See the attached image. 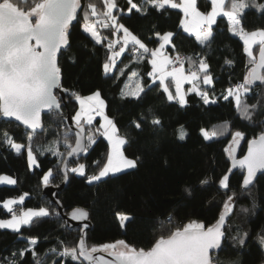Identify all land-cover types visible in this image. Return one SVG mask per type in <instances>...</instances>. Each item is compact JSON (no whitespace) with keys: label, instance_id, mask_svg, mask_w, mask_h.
<instances>
[{"label":"snow or ice","instance_id":"snow-or-ice-1","mask_svg":"<svg viewBox=\"0 0 264 264\" xmlns=\"http://www.w3.org/2000/svg\"><path fill=\"white\" fill-rule=\"evenodd\" d=\"M203 8L201 10L198 7V0H126L124 7L120 6L118 0H99V6L95 0H0V117L6 121L19 122L18 126L25 128L24 143L17 142L4 130L0 132V146L17 156L26 154L30 171L40 169L39 157L45 152L50 153L58 158V171L63 174L64 181L68 180L69 173H73L85 177L92 184L126 170L136 169L141 159L140 156L130 158L125 154V146L131 139L127 134H120L116 122L106 113L107 104L99 89L85 96L63 87L61 83L58 58L63 54L62 49L67 51L71 47L70 28L73 21L80 23L82 19V32L90 37L94 45L107 49L102 64L105 75L119 79L125 75V68L129 70L130 79L135 83L130 84L128 90H122L121 95L130 98V103L142 104L153 88L162 90L168 102H175L181 107L188 104L187 98L191 93L199 96L203 105L216 104L217 99L212 98L216 78L211 72L206 54L200 52L182 57L177 52L175 56H170L168 51L176 47L177 31H163L154 25L151 34L142 38L121 22L126 15L129 18L137 14L141 17L157 13L162 16L170 9L179 10L183 15L179 19L178 28L194 35L204 48H209L215 39L213 26L217 25L218 17L226 18L228 31L243 41V51L251 65L243 81L230 84L221 91L218 99L232 104L242 120L251 124L254 130L259 128L258 134L248 139L245 131L233 130L227 121L222 127L214 126L210 131L200 129V135L205 141L219 136L231 137L224 152L229 155L232 167L219 177L204 175L198 181L202 191L212 189L217 194L221 190L223 192L222 208L215 223L207 224L202 219L190 217L185 218L187 222L176 223L175 216L169 214L167 223L172 227L166 233L154 237L148 247H137L124 239L89 246L85 233L89 225L81 223L80 234L74 245L69 246L59 240L57 246L50 249L55 257L51 264H64V260L69 258L76 264H218L216 253L224 248L228 239L226 225L234 204L239 195L251 190L257 172L264 170V120L256 119L264 115V27L248 30L243 23L247 10L254 9L264 16V2L207 0ZM101 30H107L108 35H103ZM121 57L135 64L146 63L150 65V71L141 76L138 71L132 70L131 64L117 69L118 61L123 64ZM185 63L188 65L187 70ZM224 63L231 65L233 62L225 59ZM115 70H118V76H111ZM257 81L261 84L259 97L256 102L248 103V94L253 91ZM185 84L191 87L185 90ZM61 93L67 94V99ZM73 100L78 107L74 113L66 115L64 108ZM42 116L54 118L57 128L65 127L67 131L62 139L57 133L56 138L47 145L34 147V140L47 131ZM69 120L71 126L67 123ZM161 123L156 113L148 108L146 112L135 116L130 126L140 133L145 126L155 131ZM176 135L183 141L189 133L184 125H180ZM98 137H104L108 142L106 161L102 166L99 161H94L99 170L87 175L85 163L70 161L68 158L86 155ZM241 141H246L247 153L237 159L235 149ZM61 143L65 149L63 152L60 151ZM73 163L75 166H70ZM236 167L244 169V174L234 187L231 174L232 168ZM54 178L53 169L49 168L39 176V182L48 187ZM17 182L12 176L0 174V184L15 185ZM183 191L191 196L193 189L185 186ZM27 195L24 193L18 198L2 201V208L11 214V218L0 219V229L20 233L22 226H31L49 216L61 217L58 210L61 202L58 199L51 211L43 206L38 209L14 210L13 206L22 205ZM214 199L206 197L205 203L220 207L214 203ZM115 217L119 227L125 230L135 219L120 211L115 213ZM68 219L87 221L89 212L75 208L68 214ZM66 226L71 227L68 220L61 225ZM248 237V232H237L232 240L244 246ZM20 239L25 241V246L9 255L0 256V264H44L39 258L40 237H25L21 234ZM257 239L264 246V229H261ZM97 253H107L110 259ZM28 255L32 261L26 259Z\"/></svg>","mask_w":264,"mask_h":264},{"label":"trees","instance_id":"trees-1","mask_svg":"<svg viewBox=\"0 0 264 264\" xmlns=\"http://www.w3.org/2000/svg\"><path fill=\"white\" fill-rule=\"evenodd\" d=\"M95 2L99 6V0ZM118 2L121 7L126 4V0H118ZM204 3H207V0H198V7H201V10H204ZM182 15L179 10L170 9L162 16L158 13L148 17L137 14L129 18L126 15L121 22L142 38L151 34L154 25L163 31H177L176 47L168 51L170 56L176 55L177 52L184 56H193L200 52L206 54L211 72L216 78L215 94L212 96L213 99H217L216 104L203 105L200 97L191 93L187 98L188 104L181 107L175 102H168L162 90L157 88L148 92L142 104L130 103V98L121 95L130 79L129 70L125 68V75L120 76L119 79L109 78L102 70L107 49L94 45L90 37L82 32V19L80 23L75 21L70 28L71 47L67 51H62L63 54L59 57L63 87L85 96L99 89L107 104L106 113L114 119L120 134H127L131 139V142L125 146V154L130 158L135 156L141 158L136 169L126 170L92 184H89L85 177L68 174V184L60 190L59 198L67 212L76 207L89 211L94 224L93 229L87 234L89 246L124 239L137 247H148L154 237L166 233L172 227L167 223L169 214L175 216L176 223L187 222L186 217L199 218L207 224L215 223V218L222 208L223 192L221 190V193L217 194L212 189L202 191L198 181L204 175L219 177L232 167L229 155L224 152L231 137L219 136L211 141H205L200 135V129L210 131L214 126L222 127L227 121L233 130L245 131L248 139L259 132V128L254 130L251 124L238 116L232 104L218 99L221 91L230 84L242 82L251 67L243 51V41L239 36L228 31L226 18L218 17L217 25L213 26L215 39L209 48H204L190 34L178 28ZM243 23L248 30L264 27V16L254 9L247 10ZM101 31L103 35H108L107 30ZM120 59L123 60V64L118 61L117 69L131 64L132 70L138 71L141 76H145L146 72L150 71V65L146 63L135 64L124 57ZM225 59L233 63L225 64ZM187 68L188 65L185 63V69ZM118 74V70H115L110 75L118 76ZM260 92L261 84L257 81L253 85V91L248 94L247 102H256ZM76 107L78 105L74 100L69 101L64 108L65 114L67 110L74 113ZM148 108L159 117L161 126L155 131L150 126H145L143 132L137 133L131 128L130 121L141 112H146ZM99 119L97 117V121ZM256 119L264 120V115ZM43 122L47 131L34 140V147L47 145L56 138L57 133L62 139L67 131L65 127L57 128L54 118L44 116ZM180 125H184L189 133L183 141L176 135V129ZM4 130H7L17 142H25V128L18 126L14 121H6L0 117V132ZM246 148V141H242L238 156H242ZM64 150L61 143L60 151ZM107 152V140L98 137L96 144L92 145L86 155L74 157L71 161L85 163L86 174L92 175L99 170V166L94 161H99L102 166L106 161ZM39 160L41 168L30 171L27 167L26 154L17 156L0 146V174L11 175L18 181L15 185H0V202L27 193L22 205L13 206H17L16 211L41 206L48 207L51 211L55 207L49 198L42 195L39 176L43 171L52 168L55 177L52 183L60 184L63 174L58 171V158L45 152ZM70 166L75 165L73 163ZM243 174V169L232 168L231 182L234 187L241 181ZM185 186L192 187L191 196L184 193ZM206 197H214V203L220 207L206 204ZM117 211L125 212L135 218L126 230L119 227L115 217ZM9 216L11 214L7 213L0 204V218ZM62 224L64 219L49 216L31 226H22L20 233L0 229V256L9 255L10 252L25 246V241L20 239L21 234L25 237L35 235L40 237L41 241L38 246L39 258L44 264H51L55 257L50 249L57 246L59 240L72 246L80 234L79 227L70 230L67 226L61 227ZM226 226L228 239L224 248L216 253L218 264H264V246H261L257 239L261 229H264V172L257 177L250 191L238 196ZM237 232L249 233L244 246L232 240ZM44 237L49 239L44 240ZM26 259L32 261L30 255L26 256ZM64 264H76V262H72L69 258L64 260Z\"/></svg>","mask_w":264,"mask_h":264},{"label":"water","instance_id":"water-1","mask_svg":"<svg viewBox=\"0 0 264 264\" xmlns=\"http://www.w3.org/2000/svg\"><path fill=\"white\" fill-rule=\"evenodd\" d=\"M74 22H75V21H73V23H74ZM61 51H64V50L62 49ZM58 62H59V58H58ZM61 79H62V77H61ZM61 95H64V96H65V99H66V94L61 93ZM69 112H70V111L67 110V111H66V115H67ZM43 118H44V116H42V120H43ZM4 119H5V118H4ZM10 121H14V120H10ZM14 122H16V121H14ZM16 123L19 124V122H16ZM67 123H68L69 126H71V121H70V120H69ZM21 126H22V125H21ZM241 143H242V141L240 142V145H241ZM240 145L235 149V155H236L237 159L242 158L243 155H245V154L247 153V148H246L245 153H244L242 156H238V151H239V147H240ZM73 158H74V157H69L68 159L71 161ZM231 164H232V161H231ZM233 169H241V168L236 167V168H233ZM243 170H244V169H243ZM263 172H264V170H260V171H258L255 180H256L257 177H258L260 174H262ZM68 180H69V175H68ZM68 180H67V181H64V179H63V180L61 181V183L58 184V187H57V185H55V184H53V183H51L48 187H44V186L42 185V195H43L44 197L49 198L54 204L56 203V200H57V199L61 202V200H60V198H59L60 190L63 189L64 187H66V185L68 184ZM255 180H254V182H255ZM76 208H81V209H84V210L88 211L87 209L82 208V207H76ZM74 209H75V208H73V209H71L70 211L67 212V211L63 208V205H62V202H61V207L58 209V210L61 212V217H60V218L64 219V221H65V220H68V224L71 226V227H68L70 230H72V229H74V228H76V227H79V228H80V224H81V223H87V224L89 225L88 229L85 230V233H86V241H87V234H88V232H89L90 230L93 229V226H94V224H93V222H92V220H91V218H90V213H89V220H87V221H83V222L72 221V220L68 219V214H69L72 210H74ZM88 212H89V211H88ZM96 255H104L105 258L110 259V257L107 256V253H97Z\"/></svg>","mask_w":264,"mask_h":264},{"label":"crops","instance_id":"crops-1","mask_svg":"<svg viewBox=\"0 0 264 264\" xmlns=\"http://www.w3.org/2000/svg\"><path fill=\"white\" fill-rule=\"evenodd\" d=\"M191 36H192V35H191ZM168 55H169V54H168ZM134 83H135L134 80L129 79L128 82L126 83L125 87H124V90H125V91L128 90L129 85H130V84H134ZM189 87H191V85H188V84H185V85H184L185 90H187Z\"/></svg>","mask_w":264,"mask_h":264},{"label":"rangeland","instance_id":"rangeland-1","mask_svg":"<svg viewBox=\"0 0 264 264\" xmlns=\"http://www.w3.org/2000/svg\"><path fill=\"white\" fill-rule=\"evenodd\" d=\"M192 37L193 38H195V36L194 35H192ZM196 40V39H195ZM103 98V97H102ZM9 176H11V175H9ZM13 177V176H12ZM14 178V177H13ZM1 185V184H0ZM19 196H17V197H11V198H18ZM0 204H2V202H0ZM27 209H29V208H27ZM27 209H23V210H27ZM31 209H38V208H31ZM11 218V216H9V217H5V218H0V219H10Z\"/></svg>","mask_w":264,"mask_h":264},{"label":"built area","instance_id":"built-area-1","mask_svg":"<svg viewBox=\"0 0 264 264\" xmlns=\"http://www.w3.org/2000/svg\"><path fill=\"white\" fill-rule=\"evenodd\" d=\"M180 55H181L182 57H184V55H182V54H180ZM173 56H175V55H173ZM16 208H17V206L14 207V210H15Z\"/></svg>","mask_w":264,"mask_h":264}]
</instances>
